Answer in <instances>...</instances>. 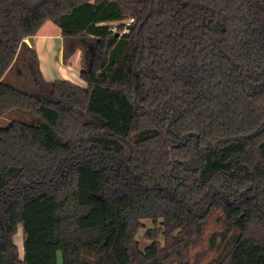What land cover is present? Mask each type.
<instances>
[{"label":"trees","instance_id":"16d2710c","mask_svg":"<svg viewBox=\"0 0 264 264\" xmlns=\"http://www.w3.org/2000/svg\"><path fill=\"white\" fill-rule=\"evenodd\" d=\"M48 21L86 86L43 78L26 39ZM23 48L36 92L6 81ZM15 110L0 264H264V0H0Z\"/></svg>","mask_w":264,"mask_h":264},{"label":"rangeland","instance_id":"374dc122","mask_svg":"<svg viewBox=\"0 0 264 264\" xmlns=\"http://www.w3.org/2000/svg\"><path fill=\"white\" fill-rule=\"evenodd\" d=\"M131 21H132L131 19H128V21H125L126 26H128V24ZM119 24L120 22H112L110 26L112 27L113 30H117ZM46 28L51 31L61 32V28H59L57 25H55L51 21L47 22ZM69 42H70V39L68 38L65 39L64 44L66 46V50L64 51V54H63V61L69 73L70 72L76 73L77 71H81L82 66H83L82 52H81L80 58L77 61H73L72 63L71 57L69 54H70V49L72 50L73 45L69 44ZM27 45H29L28 42H27ZM55 51H57V49H55ZM55 51H53L52 53L46 52L43 55V58H45L43 60V63H44V67L46 70L47 80H55V79H60L62 77H67L65 79H68L78 85L82 84L83 86H86V84L84 85V83L80 79H78V77L71 76L70 74L66 75V73L63 70L65 68H63V65H61L60 61L57 59V53H55ZM32 63H33V54L31 50L23 48L18 55L17 62L9 70L8 78L6 79V81L16 86L17 88L23 89L25 91L36 92L35 78L32 73V65H31ZM70 65L71 67L69 68L68 66ZM38 66H39V62H38ZM31 117L32 115L25 114L20 110H15L7 116L0 117V128L7 127L14 120L29 121ZM144 223L147 225V228H150V226L152 225L151 221L146 220L144 221ZM146 229H141L137 235V238L142 243V247L150 243L149 240L144 238V233ZM15 242L17 243L18 247L21 250V247L23 244L22 226H20L19 231L15 236ZM59 259L61 263L62 259H61L60 253H59Z\"/></svg>","mask_w":264,"mask_h":264},{"label":"crops","instance_id":"0c3cea01","mask_svg":"<svg viewBox=\"0 0 264 264\" xmlns=\"http://www.w3.org/2000/svg\"><path fill=\"white\" fill-rule=\"evenodd\" d=\"M46 25H47V22L42 27V29L39 31V33L34 37L35 44L33 47L37 53V57H38V61H39V69L42 73L43 78L45 80H47L46 70H45L44 63H43V60L45 58H43V55L46 52L52 53L53 51H55V49H57V51H55V53H57V59L60 61L61 65H63V68H65V69H63V68L62 69L64 70L66 75L70 74L71 76L78 77V79H80L85 85L86 84L85 81H83L81 79V77L79 76L80 71H77L76 73H73V72L69 73L65 67V64L63 61V54H64V51L66 50V46L64 44L65 38L62 35V30H61V32L60 31H51V30L46 28ZM26 43H27V40H26ZM29 46H31V45H29ZM81 52H82V50L79 49L70 55L72 63H73V61H77L80 58ZM68 67L70 68L71 65ZM64 78H67V77H62L60 79H64ZM19 251H20L21 257H23V253H24L23 244H22L21 250L19 248Z\"/></svg>","mask_w":264,"mask_h":264},{"label":"water","instance_id":"95a60500","mask_svg":"<svg viewBox=\"0 0 264 264\" xmlns=\"http://www.w3.org/2000/svg\"><path fill=\"white\" fill-rule=\"evenodd\" d=\"M27 42H28L29 45L34 46V44H35L34 37L33 36H30V38L27 39Z\"/></svg>","mask_w":264,"mask_h":264}]
</instances>
